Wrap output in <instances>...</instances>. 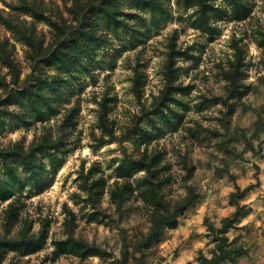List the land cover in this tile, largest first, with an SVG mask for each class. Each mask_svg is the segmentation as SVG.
<instances>
[{
    "label": "rangeland",
    "instance_id": "obj_1",
    "mask_svg": "<svg viewBox=\"0 0 264 264\" xmlns=\"http://www.w3.org/2000/svg\"><path fill=\"white\" fill-rule=\"evenodd\" d=\"M217 240L264 264V0H0V264Z\"/></svg>",
    "mask_w": 264,
    "mask_h": 264
},
{
    "label": "trees",
    "instance_id": "obj_2",
    "mask_svg": "<svg viewBox=\"0 0 264 264\" xmlns=\"http://www.w3.org/2000/svg\"><path fill=\"white\" fill-rule=\"evenodd\" d=\"M246 213H244L243 207H237V210L235 211L232 218L228 220V222L225 224L227 228H232L234 225H236L241 217H243ZM227 240H217V248L214 252V255L212 258L203 257L202 258V264H220L226 260L230 261H237L238 258L246 255L248 253L247 249H244V247H234L229 249L227 246H225L224 243H226Z\"/></svg>",
    "mask_w": 264,
    "mask_h": 264
}]
</instances>
